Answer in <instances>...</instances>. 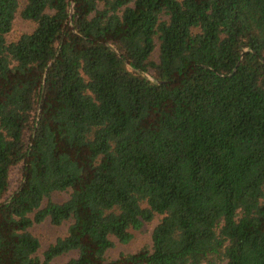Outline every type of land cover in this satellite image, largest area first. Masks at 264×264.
Wrapping results in <instances>:
<instances>
[{
	"label": "trees",
	"instance_id": "obj_1",
	"mask_svg": "<svg viewBox=\"0 0 264 264\" xmlns=\"http://www.w3.org/2000/svg\"><path fill=\"white\" fill-rule=\"evenodd\" d=\"M70 253L264 264V0H0V264Z\"/></svg>",
	"mask_w": 264,
	"mask_h": 264
},
{
	"label": "rangeland",
	"instance_id": "obj_2",
	"mask_svg": "<svg viewBox=\"0 0 264 264\" xmlns=\"http://www.w3.org/2000/svg\"><path fill=\"white\" fill-rule=\"evenodd\" d=\"M13 28H14L13 34H15L16 32L22 30L24 28V26L20 22H17L15 24V27H13ZM16 180H17V173H16V171H14L10 176L11 189L15 188ZM51 198L53 201H62L66 198V194L56 193V194L52 195ZM65 227H66V224H63V225L58 226V227H53V226L49 225L47 222L41 223L39 225H35L32 228V233L40 241L41 248H40L39 252L43 251L51 242H53V240L56 237L62 236L65 232ZM150 229H151V225L144 227V229L141 232L135 233L133 236V239L125 246H121V245L116 244L111 249V251L109 253H107V256L108 257H115L117 254H120V253H125V254L134 253L142 247H148L149 246ZM72 256H73V254L70 253V254H67L65 256H62V257L55 259L54 262L57 264H62L68 258H70Z\"/></svg>",
	"mask_w": 264,
	"mask_h": 264
}]
</instances>
